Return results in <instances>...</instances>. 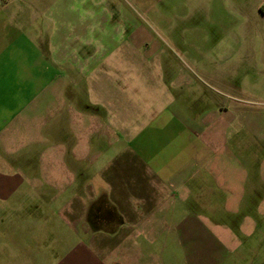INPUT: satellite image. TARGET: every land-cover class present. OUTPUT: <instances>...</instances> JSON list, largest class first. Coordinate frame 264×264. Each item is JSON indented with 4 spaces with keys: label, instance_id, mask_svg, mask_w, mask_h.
<instances>
[{
    "label": "crops",
    "instance_id": "obj_1",
    "mask_svg": "<svg viewBox=\"0 0 264 264\" xmlns=\"http://www.w3.org/2000/svg\"><path fill=\"white\" fill-rule=\"evenodd\" d=\"M114 12L0 0V264H264V0Z\"/></svg>",
    "mask_w": 264,
    "mask_h": 264
},
{
    "label": "rangeland",
    "instance_id": "obj_2",
    "mask_svg": "<svg viewBox=\"0 0 264 264\" xmlns=\"http://www.w3.org/2000/svg\"><path fill=\"white\" fill-rule=\"evenodd\" d=\"M148 1L150 2V4L148 3L149 5L153 4L155 12L146 16L144 10H142L143 8L145 9V7H143L145 4H139L137 3V0H106L108 21L116 22L119 20L117 13L114 12V8L115 5L123 6L124 10H126L129 15H138L141 20L149 23L151 26H153V28H155L154 32L156 34L161 35V17L164 18V20L167 19L171 23L177 22L179 0H165L164 2H162V0ZM140 12L143 14H139Z\"/></svg>",
    "mask_w": 264,
    "mask_h": 264
},
{
    "label": "trees",
    "instance_id": "obj_3",
    "mask_svg": "<svg viewBox=\"0 0 264 264\" xmlns=\"http://www.w3.org/2000/svg\"><path fill=\"white\" fill-rule=\"evenodd\" d=\"M97 204L98 205H96L95 207H97V206L99 207V206H104L105 205V206H107V208H109L110 210H112V208H110L109 205L105 203V201L100 200ZM116 219H117V221L119 223L120 222V219L117 216H116Z\"/></svg>",
    "mask_w": 264,
    "mask_h": 264
}]
</instances>
